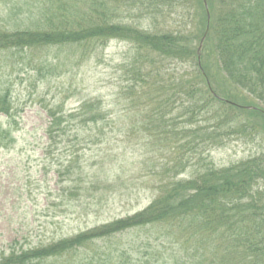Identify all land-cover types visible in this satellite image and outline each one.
I'll use <instances>...</instances> for the list:
<instances>
[{
    "label": "trees",
    "instance_id": "16d2710c",
    "mask_svg": "<svg viewBox=\"0 0 264 264\" xmlns=\"http://www.w3.org/2000/svg\"><path fill=\"white\" fill-rule=\"evenodd\" d=\"M35 3L36 11L12 29L0 21V53L58 47L73 58L80 50L83 59L113 39L129 41L134 52L122 67L126 91L143 107L155 142L169 150L177 144L181 161L174 174L190 157L201 160L233 137L261 133L264 0ZM9 8L19 14L16 6ZM11 109L9 91H0V113ZM109 116L98 98L70 111L49 109L46 150L52 152L60 137L68 139L74 124L99 126ZM15 139L11 129L0 127V148ZM72 162L60 164L58 181L73 176ZM201 166L191 178H165L151 203L134 214L34 244L15 239L0 251V264H264V154L224 167ZM153 234L161 249L151 245ZM165 247L173 251L165 254Z\"/></svg>",
    "mask_w": 264,
    "mask_h": 264
},
{
    "label": "rangeland",
    "instance_id": "374dc122",
    "mask_svg": "<svg viewBox=\"0 0 264 264\" xmlns=\"http://www.w3.org/2000/svg\"><path fill=\"white\" fill-rule=\"evenodd\" d=\"M35 2L0 1V21L12 29L36 11ZM11 6L19 8V14H11ZM131 46L113 39L83 59L80 50L75 49L73 58L69 49L58 47L0 53V91H9L12 105L9 114L0 113V127L11 129L16 138L0 148V251L8 250L15 239L29 245L134 214L151 203L165 178H191L205 163L224 167L264 154L262 123L260 134L233 137L201 160L190 157L189 165L174 174L172 167L181 161L174 154L177 144L169 150L155 142L143 107L126 91L130 83L122 67L133 56ZM94 98L103 101L108 119L99 126L74 124L68 139L60 137L52 152L46 150L48 110L61 105L70 111ZM67 159H72L75 173L58 181L64 173L60 164L67 165ZM156 236L151 245L161 249L153 241ZM165 248V254L173 251Z\"/></svg>",
    "mask_w": 264,
    "mask_h": 264
},
{
    "label": "water",
    "instance_id": "95a60500",
    "mask_svg": "<svg viewBox=\"0 0 264 264\" xmlns=\"http://www.w3.org/2000/svg\"><path fill=\"white\" fill-rule=\"evenodd\" d=\"M204 38H205V37H204ZM204 38H203V39H202V41H201V45H200V48H201V46H202V42H203Z\"/></svg>",
    "mask_w": 264,
    "mask_h": 264
}]
</instances>
